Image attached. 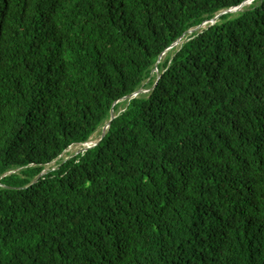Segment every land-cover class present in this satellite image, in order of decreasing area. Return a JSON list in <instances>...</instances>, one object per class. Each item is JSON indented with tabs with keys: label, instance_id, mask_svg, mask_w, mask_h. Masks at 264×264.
Masks as SVG:
<instances>
[{
	"label": "trees",
	"instance_id": "trees-1",
	"mask_svg": "<svg viewBox=\"0 0 264 264\" xmlns=\"http://www.w3.org/2000/svg\"><path fill=\"white\" fill-rule=\"evenodd\" d=\"M247 1L0 0V264H264Z\"/></svg>",
	"mask_w": 264,
	"mask_h": 264
},
{
	"label": "rangeland",
	"instance_id": "rangeland-1",
	"mask_svg": "<svg viewBox=\"0 0 264 264\" xmlns=\"http://www.w3.org/2000/svg\"><path fill=\"white\" fill-rule=\"evenodd\" d=\"M193 32H195V30H192ZM192 32V33H193ZM191 34V32L187 33V35ZM105 127V126H104ZM104 127L103 128H100L98 132H96L90 139V141L87 143V144H84V145H73L71 146L61 157L60 159H68V158H71L73 157L74 155H76L77 153L79 152H82L85 147H93L94 145H96L99 140L101 139V136L103 134V131H104ZM56 162H53L49 165H47L45 167V172L49 171L51 168H54L56 166Z\"/></svg>",
	"mask_w": 264,
	"mask_h": 264
},
{
	"label": "water",
	"instance_id": "water-1",
	"mask_svg": "<svg viewBox=\"0 0 264 264\" xmlns=\"http://www.w3.org/2000/svg\"><path fill=\"white\" fill-rule=\"evenodd\" d=\"M252 1H253V0H248L247 2L244 3V5H248V4H250ZM244 5H243V6H244ZM231 11H234V10H233V9H230V10H228V11H226V12H223V13L219 14L215 19L211 20L210 23H215L221 15H224V14L229 13V12H231ZM206 24H207V23H204L203 25H201V26H199L198 28L193 29V30H195V31L200 30L201 28H204ZM189 32L192 33L193 31L190 30ZM189 32H187V33H189ZM185 35H186V34H184V35L179 39V41H178L175 45L171 46V47L169 48V50L172 49L174 46L179 45V44L182 42V40H183V38H184ZM163 55H164V54H163ZM163 55H162V56H163ZM139 93H140V92H136V93H134L132 96L126 97V99H128V100H129V99H132L133 97H136ZM116 103H117V102H116ZM116 103H114V105H115ZM114 105H113V106H114ZM114 118H115V116H114V111H113V108H112V110H111V119H110V121L106 124V126L104 127V131H103V134H102L101 137H104V134H105L106 130L108 129V127H109L110 124H111V120L114 119ZM83 145H84V144H83ZM96 145H97V144H96ZM96 145H94V146H96ZM90 148H91V146H89V147H85L84 150H87V149H90ZM60 157H61V156H60Z\"/></svg>",
	"mask_w": 264,
	"mask_h": 264
}]
</instances>
